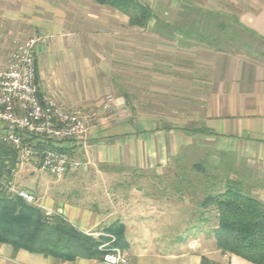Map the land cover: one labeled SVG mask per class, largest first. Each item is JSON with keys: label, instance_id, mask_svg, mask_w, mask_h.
Instances as JSON below:
<instances>
[{"label": "rangeland", "instance_id": "rangeland-1", "mask_svg": "<svg viewBox=\"0 0 264 264\" xmlns=\"http://www.w3.org/2000/svg\"><path fill=\"white\" fill-rule=\"evenodd\" d=\"M139 1L156 16L146 30L130 27L126 16L96 0H0V66L5 65L14 38L35 36V19L54 20L45 47L37 53V85L41 84V72L46 75L44 86L55 92L50 101L86 118L87 139L90 130L105 128L102 124L110 117L119 121L132 118L129 127L134 131L132 139L95 146L97 152L71 153L86 163L84 170L56 178L26 164L16 173L15 181L35 194L38 204L49 209L42 210L48 216H63L62 202L92 211L88 230L83 233L100 240V251L102 246L118 250L120 264H132L130 257L136 250L193 253L200 259L229 264L233 255L223 254L210 233L216 225L215 211L199 207L203 190L212 177L221 179V186L228 175L250 187L263 184L264 175L256 173L259 168L254 163L246 167L248 163L237 155L216 150V143L201 135L186 138L185 132L189 121L200 116L199 110H190V106L200 99L206 79L207 69L201 62L204 51L217 45L264 62V43L244 31L240 22L241 14L254 11L264 0ZM190 24L207 29L209 40L205 43L196 36L171 34L173 29ZM218 25L224 26V32ZM195 32L198 37L203 31ZM93 73L99 78V89L94 92L85 79ZM61 97L74 103L71 108L61 106ZM85 97L90 98L87 105ZM116 100L121 103L115 106ZM168 129L175 131L174 137L165 132L153 134ZM86 138L78 141L87 147L91 144ZM170 151L175 157H168ZM200 165L210 178L202 176L197 168ZM178 175L184 177L181 182ZM94 210L98 215L111 214L106 219L100 217L105 225L102 221L93 226ZM201 217L207 222L200 221ZM113 219L122 224L127 245L123 248L116 246V235L105 230Z\"/></svg>", "mask_w": 264, "mask_h": 264}, {"label": "crops", "instance_id": "crops-1", "mask_svg": "<svg viewBox=\"0 0 264 264\" xmlns=\"http://www.w3.org/2000/svg\"><path fill=\"white\" fill-rule=\"evenodd\" d=\"M240 22L259 41L264 43V2L262 4L259 3L258 8L254 11L241 14ZM51 24L53 26L54 20L49 23L41 19L34 20V30L37 31L34 37L39 38V42L35 47L36 71L38 68L37 53L42 52V48L46 45V37H49V33H46L48 29L50 31ZM39 30H41V33L38 32ZM42 32L45 36H43ZM203 53L204 58L201 62L205 64L207 69L206 79L202 82L203 90L200 99L196 100V105L190 106V110H199L200 116H195L191 119L192 121H189L190 128L185 132L187 134L186 138L191 139V135H201L205 141L216 143V150L235 154L238 159L245 160L248 163L246 167L249 166V163H254L259 168L256 173L264 175V62L244 53L215 49L206 50ZM38 75L41 81V84H38L40 98L43 100L53 99L55 92L53 93V90L48 89L42 82L43 77L46 78V75L41 72ZM97 76L94 77L93 73V75L88 74L85 77L86 81H90L86 86L93 92L95 89L96 91L99 89V78ZM62 77L64 76L62 75ZM95 80L97 81L95 82ZM87 93L88 91L86 95ZM62 100L63 104L61 103V106L63 108H65L64 106L71 108L70 106L74 104L72 103L71 105L67 101L64 102L65 99ZM88 101H90L89 97L83 103L88 104ZM116 101L115 106L121 103V101ZM108 121L114 122L112 123V128H109V122L102 124V126L105 125V128L93 126L96 128L90 130L89 139L86 138L87 143L91 145L86 147L82 140L76 141L72 145V153H82L83 150L87 153L91 149L93 153L97 152L95 146L106 144V141L109 142L108 144H112L123 138H134L133 127H129L132 118L119 121L110 117ZM125 126L129 128V130L127 129L128 131L123 130ZM119 127H122V129L119 130ZM193 130H204L205 133H193ZM160 132L168 133L169 137H171L169 134H173L172 137L175 134V131L169 129L167 131H156L153 134L158 135ZM172 141L174 140L172 139ZM92 142L94 145H92ZM175 154L174 151H170L168 157L173 158ZM88 158L91 160V157ZM92 161L97 162V159L92 158ZM252 173L256 174L253 169ZM261 180L264 181V178ZM244 187L250 194L264 202V182L263 184L261 182L259 186L252 184L250 187ZM61 208L65 220L72 225L78 224L77 228L82 232L88 230L87 221L92 219V211L71 207L63 202L61 203ZM93 215L96 217L93 218V226L97 227L103 221L100 217L103 216L106 219V216L111 214L108 212V214L102 215L100 213L98 215L94 210ZM116 220L113 219L115 222ZM132 246L133 244L130 243V250H134ZM12 254L14 253H12L10 247L0 246V264H104L101 261L85 259L62 262L53 258L32 255L24 251H18L13 256ZM130 258L132 264H200V256L193 253L181 254L136 250ZM228 262L229 264H248L235 256H230Z\"/></svg>", "mask_w": 264, "mask_h": 264}, {"label": "trees", "instance_id": "trees-1", "mask_svg": "<svg viewBox=\"0 0 264 264\" xmlns=\"http://www.w3.org/2000/svg\"><path fill=\"white\" fill-rule=\"evenodd\" d=\"M96 2L126 16L130 27L146 30L150 21L156 20L152 9L139 0H96ZM191 26L192 24L180 26L173 29L171 34L196 36V39L201 38L200 41L205 43L209 40L205 35L207 29ZM217 27L224 32V26ZM243 30L254 35L245 27ZM195 31L203 32L197 37ZM160 32L157 29V33ZM214 49L221 50L217 45ZM192 132L205 133L204 130ZM16 157V153L10 147H0V179L11 177ZM197 168L201 170L205 179L210 178L201 165ZM178 176H180L178 181L181 182L184 177ZM210 181L212 183L203 190V200L199 207L211 208L216 213V225L210 233L214 236L217 248L223 254L236 256L250 264H264V202L250 194L241 182L231 179L228 175L222 186L218 185L221 184V179L219 180L218 177H212ZM217 187L219 189H216ZM206 220L203 217L200 219L202 222H207ZM121 225L119 222H114L105 230L116 235L118 239L116 246L123 248L126 242ZM99 245L100 240L87 236L67 222L63 216H48L41 209L29 206L0 189V246L10 247L14 254L24 251L62 262L77 259L102 260L105 252L98 250ZM200 264L218 263L201 257Z\"/></svg>", "mask_w": 264, "mask_h": 264}, {"label": "built area", "instance_id": "built-area-1", "mask_svg": "<svg viewBox=\"0 0 264 264\" xmlns=\"http://www.w3.org/2000/svg\"><path fill=\"white\" fill-rule=\"evenodd\" d=\"M38 42V37L14 38L5 65L0 66V147H10L17 156L11 177L0 179V189L29 206L49 211L38 204L33 192L18 187L16 173L26 164L56 178L68 171L84 170L86 163L71 153L74 142L86 138L88 126L84 116L40 98L35 53ZM102 248L104 264L122 263L118 250Z\"/></svg>", "mask_w": 264, "mask_h": 264}]
</instances>
